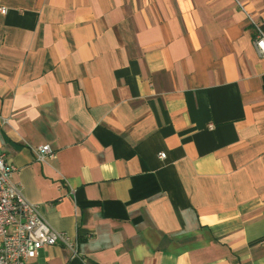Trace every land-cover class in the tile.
I'll return each mask as SVG.
<instances>
[{
    "label": "crops",
    "instance_id": "1",
    "mask_svg": "<svg viewBox=\"0 0 264 264\" xmlns=\"http://www.w3.org/2000/svg\"><path fill=\"white\" fill-rule=\"evenodd\" d=\"M0 6V153L77 243L26 264H264V0Z\"/></svg>",
    "mask_w": 264,
    "mask_h": 264
},
{
    "label": "built area",
    "instance_id": "2",
    "mask_svg": "<svg viewBox=\"0 0 264 264\" xmlns=\"http://www.w3.org/2000/svg\"><path fill=\"white\" fill-rule=\"evenodd\" d=\"M6 11L0 6V14ZM246 16L254 29L253 46L257 55L264 59V20L254 21L249 13ZM34 153L41 162L54 155L49 145L36 148ZM158 157L162 160L165 154ZM16 171L17 168L0 153V264H26L41 249L57 243L75 253L76 241L52 229L40 216L37 205L26 200L19 185L12 183L11 177Z\"/></svg>",
    "mask_w": 264,
    "mask_h": 264
}]
</instances>
